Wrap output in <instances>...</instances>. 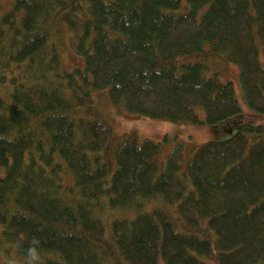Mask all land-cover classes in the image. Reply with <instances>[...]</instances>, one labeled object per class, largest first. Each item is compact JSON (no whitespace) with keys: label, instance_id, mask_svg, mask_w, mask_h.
I'll use <instances>...</instances> for the list:
<instances>
[{"label":"trees","instance_id":"trees-1","mask_svg":"<svg viewBox=\"0 0 264 264\" xmlns=\"http://www.w3.org/2000/svg\"><path fill=\"white\" fill-rule=\"evenodd\" d=\"M260 50L264 0H0V264H264L263 125L166 159L94 97L241 122L222 74L264 115Z\"/></svg>","mask_w":264,"mask_h":264},{"label":"rangeland","instance_id":"rangeland-1","mask_svg":"<svg viewBox=\"0 0 264 264\" xmlns=\"http://www.w3.org/2000/svg\"><path fill=\"white\" fill-rule=\"evenodd\" d=\"M62 45L63 41L61 42ZM68 46V45H64ZM63 65L66 69H72L73 66L84 67V60L81 56L68 50L66 47L63 51ZM261 63L264 66V53L259 52ZM223 81H231L233 83L236 97L240 104L242 112L241 122L238 121L240 115L236 117L226 118L215 125L204 124H175L168 123L163 120L148 118L146 116L117 112L106 97V90L96 91L94 97L96 99L95 106L101 108L104 117L111 119L109 122L115 129L117 134L134 133L140 140H150L161 144L163 148V157L168 158L177 148L182 151H189L207 141L227 140L239 131L240 125L244 124H261L264 126V115H256L252 111L245 100L242 91L239 73L234 69H226L222 74Z\"/></svg>","mask_w":264,"mask_h":264}]
</instances>
